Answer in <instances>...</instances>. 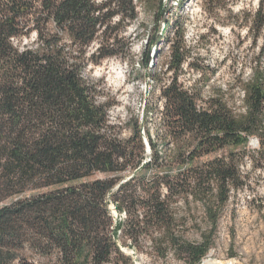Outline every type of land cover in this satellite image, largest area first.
I'll list each match as a JSON object with an SVG mask.
<instances>
[{"label": "trees", "instance_id": "trees-1", "mask_svg": "<svg viewBox=\"0 0 264 264\" xmlns=\"http://www.w3.org/2000/svg\"><path fill=\"white\" fill-rule=\"evenodd\" d=\"M218 1L205 0L206 11ZM139 3L156 17L142 65L149 69L153 46L169 43L168 84L153 74L163 109L158 140L136 118L124 138L110 120L115 104L88 78L107 59L133 60L123 34L138 21ZM164 7L165 0H0V264H136L123 246L140 250L143 240L161 259L201 264L230 193L248 187L244 162L264 168V72L245 82L242 112L221 90L203 99L184 87L185 64L200 68L182 27L166 23L160 33ZM247 24L255 41L264 39V8ZM252 136L260 146L250 154ZM197 203L209 224L202 242L187 239V216L177 212Z\"/></svg>", "mask_w": 264, "mask_h": 264}, {"label": "rangeland", "instance_id": "rangeland-1", "mask_svg": "<svg viewBox=\"0 0 264 264\" xmlns=\"http://www.w3.org/2000/svg\"><path fill=\"white\" fill-rule=\"evenodd\" d=\"M177 2H182L183 6ZM218 3L216 10L209 13L205 0H165L160 33L166 23L185 30L186 44L193 53L191 61L200 68V72L185 64L180 75L184 87L200 90L203 99L216 96L221 90L231 100L233 108L242 112L245 82L254 77L257 69L264 72V39L259 37L255 41L256 33H251L247 24L259 9L264 8V0H219ZM139 7L138 21L123 34L124 38L131 39L133 60L107 59L101 65L92 67L88 78L100 83L104 96L115 104L110 112V120L122 126L124 138L131 136V119L136 118L140 124L146 123L154 140H158L156 131L164 130L163 109L161 93L153 74L154 71L161 74L162 86L168 84L171 74L164 72L169 43L162 39L153 46L149 56L151 64L154 63L151 70V64L149 69L142 65L148 51L146 41L155 34L156 17L153 11L140 3ZM96 47L97 44L93 45L91 50L95 51ZM153 98L158 108L153 109V114L147 119L144 110ZM142 137V140H147L146 135ZM249 140L248 151L253 154L259 149L260 139L252 136ZM149 159L148 150L146 160ZM242 171L248 176V187L230 193V200L221 212L217 232L213 236V247L203 261L211 259L224 264L231 261L237 264H264V168L254 169L251 161L246 160ZM177 208L179 214L187 216V239L202 242V232L209 230L202 205L192 204L190 213L182 204ZM112 211V216L118 220L113 206ZM123 249L133 256L136 264H187L173 254L165 259L157 257L147 240H143L141 251L125 246Z\"/></svg>", "mask_w": 264, "mask_h": 264}, {"label": "bare ground", "instance_id": "bare-ground-1", "mask_svg": "<svg viewBox=\"0 0 264 264\" xmlns=\"http://www.w3.org/2000/svg\"><path fill=\"white\" fill-rule=\"evenodd\" d=\"M202 264H224V263H220V262H217L215 260L208 259V260L203 261ZM225 264H227V263H225ZM230 264H237V262L231 261Z\"/></svg>", "mask_w": 264, "mask_h": 264}]
</instances>
